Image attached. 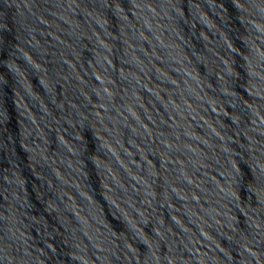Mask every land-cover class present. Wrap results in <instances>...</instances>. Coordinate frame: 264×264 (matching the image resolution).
Segmentation results:
<instances>
[{
    "label": "water",
    "instance_id": "water-1",
    "mask_svg": "<svg viewBox=\"0 0 264 264\" xmlns=\"http://www.w3.org/2000/svg\"><path fill=\"white\" fill-rule=\"evenodd\" d=\"M0 264H264V0H0Z\"/></svg>",
    "mask_w": 264,
    "mask_h": 264
}]
</instances>
